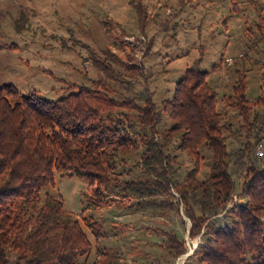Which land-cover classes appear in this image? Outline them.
Segmentation results:
<instances>
[{
	"label": "trees",
	"instance_id": "16d2710c",
	"mask_svg": "<svg viewBox=\"0 0 264 264\" xmlns=\"http://www.w3.org/2000/svg\"><path fill=\"white\" fill-rule=\"evenodd\" d=\"M249 2L255 17L252 26L244 21L246 52L228 70L229 93L209 81L201 54L157 100L152 72L110 48L88 51L96 76L60 99L0 87V264H87L94 246L85 228L99 245L108 220L85 212L120 213L115 206L181 216L179 204L188 236L199 239L195 264H264V0ZM249 53L261 71L252 98ZM56 173L86 182L80 217L61 197L43 195ZM163 234L168 260H160L174 264L186 241Z\"/></svg>",
	"mask_w": 264,
	"mask_h": 264
},
{
	"label": "rangeland",
	"instance_id": "374dc122",
	"mask_svg": "<svg viewBox=\"0 0 264 264\" xmlns=\"http://www.w3.org/2000/svg\"><path fill=\"white\" fill-rule=\"evenodd\" d=\"M134 1L0 0V87L12 85L23 95L60 99L72 91V84H88V78L96 76L88 51L100 54L110 48L121 58L131 54L135 62L152 72L150 88L157 100L172 94L176 81L201 54V66L209 72V81L218 85L221 94L229 93L226 86L232 77L228 70L233 71L246 52L244 21L252 26L255 17L249 0ZM149 41L153 42L150 51ZM250 54L245 64L251 68L252 98L259 93L261 71ZM218 65L221 70L214 71ZM85 192L82 178L65 173H56L54 184L43 189V195L61 197L74 217H80L84 210ZM111 209L120 213L104 216L105 209L100 215L85 212V217L108 220L101 221L106 236L99 245L85 228L94 246L87 264H165L168 254L161 249L166 239L163 233L172 232L183 238L187 247V253L174 264H195L192 254L198 250L199 239L188 236L191 224L181 204V216L168 210L133 213L124 207ZM114 218L120 222L115 231L110 228ZM261 221L264 223V218ZM226 223V219L221 222ZM95 246L102 247L104 255L98 257ZM168 257L172 263V257Z\"/></svg>",
	"mask_w": 264,
	"mask_h": 264
},
{
	"label": "built area",
	"instance_id": "2783aa9c",
	"mask_svg": "<svg viewBox=\"0 0 264 264\" xmlns=\"http://www.w3.org/2000/svg\"><path fill=\"white\" fill-rule=\"evenodd\" d=\"M258 154L262 155V149L261 148H258Z\"/></svg>",
	"mask_w": 264,
	"mask_h": 264
}]
</instances>
